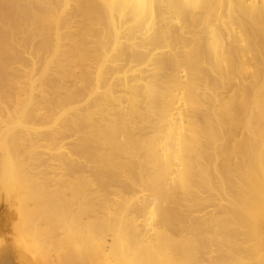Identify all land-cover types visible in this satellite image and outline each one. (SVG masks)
<instances>
[{
  "label": "bare ground",
  "instance_id": "6f19581e",
  "mask_svg": "<svg viewBox=\"0 0 264 264\" xmlns=\"http://www.w3.org/2000/svg\"><path fill=\"white\" fill-rule=\"evenodd\" d=\"M0 264H264V0H0Z\"/></svg>",
  "mask_w": 264,
  "mask_h": 264
},
{
  "label": "rangeland",
  "instance_id": "374dc122",
  "mask_svg": "<svg viewBox=\"0 0 264 264\" xmlns=\"http://www.w3.org/2000/svg\"><path fill=\"white\" fill-rule=\"evenodd\" d=\"M65 142H69V139H67ZM55 163H56V161L54 160L53 164L55 165ZM50 177H52V176H50ZM50 183H53V181L52 182L50 181Z\"/></svg>",
  "mask_w": 264,
  "mask_h": 264
}]
</instances>
